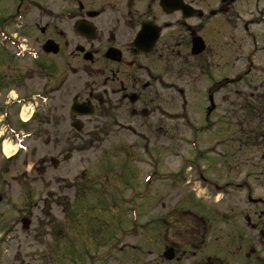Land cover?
<instances>
[{
	"label": "rangeland",
	"instance_id": "1",
	"mask_svg": "<svg viewBox=\"0 0 264 264\" xmlns=\"http://www.w3.org/2000/svg\"><path fill=\"white\" fill-rule=\"evenodd\" d=\"M18 3V0H0V17L13 14ZM27 3V8L22 7L25 15L19 22L0 24V79L4 84L0 87V133L3 132L5 142L11 144H15L18 137L11 131L6 132L7 123L25 133L22 148L10 154L9 160V156L2 152L3 141L0 139V194L3 195L0 201V236H10V240L2 244L0 264H17L19 249L21 255L33 250L29 247L35 240L33 235L42 233V229L46 228L42 226L50 220L55 224L72 226V230L66 233V239L59 238L58 228H52V254L58 256L62 250L59 246L65 243L68 254L72 251L75 256L74 260L63 258L62 264H76L82 259V254L84 264L90 263L87 253L105 255L107 240L113 242L117 237L120 239L123 228L127 234L119 241L115 240L118 242L111 248L109 260H98L93 264H139L142 237L137 227L142 221L147 225L155 224V214L172 208L222 207V202L218 205L211 202V184L198 182L190 175L189 167H186L181 179L176 180L183 162L195 157L188 140L191 132L184 125H187V120L184 119L183 123L182 119H176L175 114L178 115L181 109L179 103L172 99L175 94L167 86L163 90L166 96L163 115L155 111L147 117H137V121L128 113L123 119L116 118L125 123V127L131 125L135 134L116 127L112 115L110 126L105 114L106 118H98V121L105 122L92 137V143L70 145L68 136L75 132L66 115L68 103H62V100L68 99L66 92L47 91L48 82L54 83L53 79L47 80V77L45 79L42 74L34 72L32 67L35 62L29 55L21 54L23 48L30 49L32 46L30 19L37 11L32 2ZM163 80L173 81L169 78ZM29 93L40 94L46 100L35 99L33 114L22 125L19 112L23 106V110H28L29 99L20 104L10 101L14 96L30 97ZM187 108L188 119L195 125L198 117L190 114V105ZM212 119L219 120L216 116ZM62 120L64 123L59 128L57 124ZM217 132H204L194 140L207 151V159L222 150L217 145ZM147 144L148 147H145ZM51 157L57 158L59 163L54 165L51 160L44 164L40 162L42 158ZM203 164L208 165L207 174L221 177L227 173L228 180H235L236 173L230 168L231 164L224 172L217 171L218 168L212 167L211 163ZM42 167L44 171L39 173ZM146 178H149L147 184ZM188 179L192 180L187 183ZM234 196L235 190L228 188L226 195L220 192L217 198L222 200L224 197V202L231 206L237 201ZM162 205H165L164 209H159ZM130 206L132 210L134 207L140 209V214L136 212L133 217L137 224L130 221L131 215L127 210ZM24 214L31 218L28 232L22 231L19 222ZM130 222L135 229H129ZM110 231L111 235H108ZM37 249L34 250L37 257L44 259Z\"/></svg>",
	"mask_w": 264,
	"mask_h": 264
},
{
	"label": "flooded vegetation",
	"instance_id": "2",
	"mask_svg": "<svg viewBox=\"0 0 264 264\" xmlns=\"http://www.w3.org/2000/svg\"><path fill=\"white\" fill-rule=\"evenodd\" d=\"M40 7L33 46L42 59L39 68L55 83L50 93L63 90L68 99L62 103L70 99L67 116L80 125L69 138L73 144L95 133L103 114L111 126V115L114 123L126 113L137 121L160 109L162 72L181 85L189 82L192 94L201 93L203 77L235 73L237 95L226 99L242 107L252 103L264 115V0H50ZM142 28L145 41L139 42ZM48 40L53 43L44 52ZM88 101L97 114L76 119L71 104ZM246 214L250 222L226 225L228 231L203 217L147 225L141 264H261L260 210Z\"/></svg>",
	"mask_w": 264,
	"mask_h": 264
},
{
	"label": "bare ground",
	"instance_id": "3",
	"mask_svg": "<svg viewBox=\"0 0 264 264\" xmlns=\"http://www.w3.org/2000/svg\"><path fill=\"white\" fill-rule=\"evenodd\" d=\"M21 115H22V119L23 120H25L28 117V114H27L26 110H23ZM3 150H4L6 155H10L14 151V148H13V146L11 144L5 142L3 144Z\"/></svg>",
	"mask_w": 264,
	"mask_h": 264
}]
</instances>
